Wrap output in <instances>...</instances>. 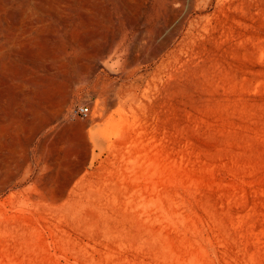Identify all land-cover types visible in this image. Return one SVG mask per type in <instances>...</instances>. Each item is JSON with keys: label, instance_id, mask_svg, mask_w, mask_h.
<instances>
[{"label": "rangeland", "instance_id": "374dc122", "mask_svg": "<svg viewBox=\"0 0 264 264\" xmlns=\"http://www.w3.org/2000/svg\"><path fill=\"white\" fill-rule=\"evenodd\" d=\"M0 264H264V0H0Z\"/></svg>", "mask_w": 264, "mask_h": 264}, {"label": "built area", "instance_id": "2783aa9c", "mask_svg": "<svg viewBox=\"0 0 264 264\" xmlns=\"http://www.w3.org/2000/svg\"><path fill=\"white\" fill-rule=\"evenodd\" d=\"M74 113L79 114L82 117H85L89 113V106L87 105H77L73 109Z\"/></svg>", "mask_w": 264, "mask_h": 264}, {"label": "bare ground", "instance_id": "6f19581e", "mask_svg": "<svg viewBox=\"0 0 264 264\" xmlns=\"http://www.w3.org/2000/svg\"><path fill=\"white\" fill-rule=\"evenodd\" d=\"M181 17H182L181 12L175 14L174 17L171 19V22L169 21V22H170V26L175 25V26L177 27L178 23L181 21ZM123 134H124V133H123ZM125 135H126V134H125ZM130 150H131V149H130ZM128 153H129V152H128ZM124 155H125V154H123V156H124ZM127 155H128V154H127ZM123 156H122V157H123ZM127 157H128V156H127ZM123 158H124V157H123ZM125 159H126V158H125ZM131 159H132V157H131ZM135 159H136V158H134L133 160L135 161ZM122 161H123V160H122ZM124 162H125V161H124ZM124 162H123V163H124ZM130 163H131V162H130ZM131 164H132V163H131ZM131 164H129V165H131ZM129 165H128V166H129ZM125 166H126V165H125ZM128 166H127V167H128ZM125 168H126V167H125ZM128 169H129V167H128ZM128 169H127V170H128ZM132 171H133V169H132Z\"/></svg>", "mask_w": 264, "mask_h": 264}]
</instances>
